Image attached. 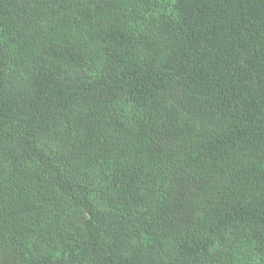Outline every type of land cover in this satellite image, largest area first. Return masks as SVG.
<instances>
[{
	"label": "trees",
	"instance_id": "1",
	"mask_svg": "<svg viewBox=\"0 0 264 264\" xmlns=\"http://www.w3.org/2000/svg\"><path fill=\"white\" fill-rule=\"evenodd\" d=\"M0 264H264V0H0Z\"/></svg>",
	"mask_w": 264,
	"mask_h": 264
}]
</instances>
